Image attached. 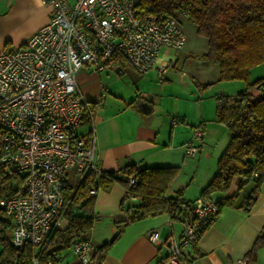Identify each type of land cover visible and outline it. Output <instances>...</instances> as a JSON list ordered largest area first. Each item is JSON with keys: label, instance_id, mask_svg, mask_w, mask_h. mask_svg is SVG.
Returning a JSON list of instances; mask_svg holds the SVG:
<instances>
[{"label": "built area", "instance_id": "built-area-1", "mask_svg": "<svg viewBox=\"0 0 264 264\" xmlns=\"http://www.w3.org/2000/svg\"><path fill=\"white\" fill-rule=\"evenodd\" d=\"M41 1L50 8L47 21L21 46L0 50V167L24 173L18 189L0 197V207L11 221V243L35 247L65 220L66 173L72 171L79 182L89 172L101 171L93 131H77L84 111H89L77 70L117 68L120 58L136 73L156 69L161 76L174 60L168 56L159 64L160 50L177 52L186 40L175 16H140L136 9L141 0ZM193 137L201 139V127H194ZM183 146L185 155L198 152L192 141ZM88 193L95 195L97 189L91 187ZM216 211L210 198L193 201L180 237L169 247L168 264H187L188 250ZM147 237L158 240L153 230ZM70 250L84 263L93 246L85 234Z\"/></svg>", "mask_w": 264, "mask_h": 264}, {"label": "crops", "instance_id": "crops-1", "mask_svg": "<svg viewBox=\"0 0 264 264\" xmlns=\"http://www.w3.org/2000/svg\"><path fill=\"white\" fill-rule=\"evenodd\" d=\"M49 13V6L41 0H0V50L21 46L47 21ZM7 42L13 48H6ZM170 51L160 50L159 64L168 61ZM177 54L173 65L167 66L161 76L156 69L135 73L134 91L123 93L103 80L109 77L111 66L99 72L87 66L79 68L76 81L84 97L94 105V111L90 119L81 121L77 131H93L97 164L103 171L117 170L128 163L136 167L178 166L179 172L166 195L172 196L181 189L184 199L193 201L214 175L217 159L228 140V130L215 118V95L233 93L217 87L218 68L199 58L201 53L180 50ZM190 60L199 72L205 71V79L198 78L190 68L184 69ZM260 65L251 68L250 78L264 74V70L257 69ZM114 70L119 76L123 74V66ZM196 126L202 129L201 139L193 137ZM187 141L197 144L196 154L185 155L183 145ZM66 181L74 186L78 179L68 171ZM255 190V200L250 203L249 196ZM125 193L118 183L108 191L97 190L93 210L99 219L86 233L93 250L115 233V220L124 215L119 206ZM209 198L222 204L188 250L187 264H264V246L257 249L254 261L247 262V252L264 230V180L257 186L254 180L246 181L238 173L227 190L215 191ZM136 203V197L125 199V204ZM185 220L172 221L162 213L127 224L101 264H168L169 247L180 237ZM66 224L65 219L61 228ZM152 230L158 235L156 242L147 237ZM60 263L80 261L69 250Z\"/></svg>", "mask_w": 264, "mask_h": 264}, {"label": "trees", "instance_id": "trees-1", "mask_svg": "<svg viewBox=\"0 0 264 264\" xmlns=\"http://www.w3.org/2000/svg\"><path fill=\"white\" fill-rule=\"evenodd\" d=\"M136 11L140 16L167 13L178 21L188 19L195 25L196 33L207 39V49L199 58L217 66L216 81L242 80L244 83L233 94L215 95V118L226 127L229 135L217 159L215 173L198 197L208 199L215 191L227 190L238 173L246 181L254 180L258 186L264 180V74L250 78V70L264 63V0H141ZM182 11L186 15L182 16ZM117 60L121 67L126 65L122 59ZM88 108L82 120L93 115L94 105L88 102ZM178 172V166L136 167L128 163L117 170L89 172L74 186L65 181L67 224L55 229L48 240L37 247L29 242L11 243V221L0 207V264H61L72 243L83 238L99 219L93 210L95 195L88 193L91 187L108 191L114 183L120 184L126 191L119 206L124 215L115 220V233L95 246L89 259L80 264H101L108 248L131 222L162 213L172 221L187 220L196 198L193 201L184 199L181 189L172 196L166 195ZM23 177L20 170L0 167V197L14 193ZM256 192L249 196L250 203L255 200ZM130 196L138 198V203L125 204ZM215 203L217 211L201 232L219 211L222 202ZM262 246L264 230L247 252L248 263L254 261L257 249Z\"/></svg>", "mask_w": 264, "mask_h": 264}, {"label": "rangeland", "instance_id": "rangeland-1", "mask_svg": "<svg viewBox=\"0 0 264 264\" xmlns=\"http://www.w3.org/2000/svg\"><path fill=\"white\" fill-rule=\"evenodd\" d=\"M179 24L185 33L186 40H185V44L177 52L170 51V55H171L172 59L175 60L176 56H178L177 53H179L180 50H182L183 52H186V53L191 52L192 54H195V55H199L200 53L205 51L207 48V39L196 33L195 25L192 24L186 18H180ZM6 44L8 46L6 48H13V47H11L10 42H7ZM213 66H215L217 68L216 65H213ZM194 67H196V63L194 64V61L190 60L186 64L184 69L186 70V68H190V70L192 72H194L198 78L205 79V71L199 72ZM257 69L259 71L264 70V66L260 65ZM260 72H262V71H260ZM135 73L136 72L129 65L126 64L123 66V74L121 76L117 75L114 68H111L109 77L108 78L105 77V78H103V80H105L106 82H110L111 84H113L115 86V88H117V87L120 88V91H119L120 93L128 92L129 90L134 91L133 90L134 86L132 84V80H134L133 77H134ZM216 83H218L217 87L221 88L220 90H226L228 92L230 91L231 93L237 92L244 85L242 80L217 81ZM140 85L143 86V83L141 82ZM7 170H9V169H7ZM200 171H201V169L198 171L195 180L198 179ZM21 173H22V171H21ZM192 190H193V188H191L189 191H192ZM102 221H105V220H102ZM65 254L67 255V253H65Z\"/></svg>", "mask_w": 264, "mask_h": 264}, {"label": "water", "instance_id": "water-1", "mask_svg": "<svg viewBox=\"0 0 264 264\" xmlns=\"http://www.w3.org/2000/svg\"><path fill=\"white\" fill-rule=\"evenodd\" d=\"M117 70V69H116Z\"/></svg>", "mask_w": 264, "mask_h": 264}]
</instances>
